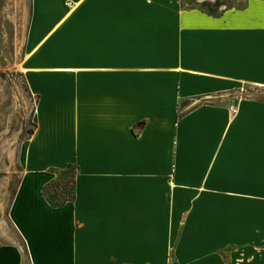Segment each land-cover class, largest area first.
<instances>
[{"label":"crops","instance_id":"1","mask_svg":"<svg viewBox=\"0 0 264 264\" xmlns=\"http://www.w3.org/2000/svg\"><path fill=\"white\" fill-rule=\"evenodd\" d=\"M26 5L34 128L0 264H264V0ZM68 163L75 198L51 206Z\"/></svg>","mask_w":264,"mask_h":264},{"label":"rangeland","instance_id":"2","mask_svg":"<svg viewBox=\"0 0 264 264\" xmlns=\"http://www.w3.org/2000/svg\"><path fill=\"white\" fill-rule=\"evenodd\" d=\"M27 1L0 0V26L4 36L0 53V226L4 228L7 210L21 174L18 162L19 147L29 131L34 128L33 113L36 99L29 96L21 71L27 27V11L23 10L24 5L27 6ZM181 1L185 7L198 6L202 2L211 4L216 2V0ZM219 1V6L204 8L216 14L227 8H241L247 0ZM244 88L246 90L242 88L239 90V95H251L258 89ZM255 94L258 98L264 99V90Z\"/></svg>","mask_w":264,"mask_h":264},{"label":"trees","instance_id":"3","mask_svg":"<svg viewBox=\"0 0 264 264\" xmlns=\"http://www.w3.org/2000/svg\"><path fill=\"white\" fill-rule=\"evenodd\" d=\"M219 5V0H216L214 4H211L210 2L201 3L202 7H214ZM181 105L183 104H180V106ZM31 132H33V129L29 131V133ZM51 170L56 172L57 176L47 182L42 189V194L50 203V205L58 207L74 200L78 165L74 163H68L64 168H52Z\"/></svg>","mask_w":264,"mask_h":264},{"label":"built area","instance_id":"4","mask_svg":"<svg viewBox=\"0 0 264 264\" xmlns=\"http://www.w3.org/2000/svg\"><path fill=\"white\" fill-rule=\"evenodd\" d=\"M242 90H246L245 88H242ZM230 109L232 110V111H235L236 110V108L234 107V105H231L230 106Z\"/></svg>","mask_w":264,"mask_h":264}]
</instances>
